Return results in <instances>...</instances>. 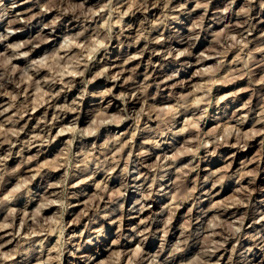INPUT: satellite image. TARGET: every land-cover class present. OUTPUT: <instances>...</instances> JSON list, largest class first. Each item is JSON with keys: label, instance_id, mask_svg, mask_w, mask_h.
<instances>
[{"label": "rangeland", "instance_id": "rangeland-1", "mask_svg": "<svg viewBox=\"0 0 264 264\" xmlns=\"http://www.w3.org/2000/svg\"><path fill=\"white\" fill-rule=\"evenodd\" d=\"M0 2V264H264V0Z\"/></svg>", "mask_w": 264, "mask_h": 264}, {"label": "bare ground", "instance_id": "bare-ground-1", "mask_svg": "<svg viewBox=\"0 0 264 264\" xmlns=\"http://www.w3.org/2000/svg\"><path fill=\"white\" fill-rule=\"evenodd\" d=\"M1 3V2H0ZM36 3V2H35ZM7 8L6 6H5V3H3L2 5H0V13H2V11H4L2 14H0V22L3 20V18H4V16H10V15H12L14 12H7V9H5V8ZM10 7V6H9ZM12 9H13V7H11ZM11 9V10H12ZM10 10V9H9ZM70 13V12H69ZM71 14V13H70ZM127 15V14H126ZM96 16V15H95ZM86 17V16H85ZM93 17V19H94V16H92ZM120 19V18H119ZM10 20V19H9ZM59 20V19H58ZM121 20V19H120ZM19 21V20H18ZM18 21H9L8 22V25H9V27H14V26H17L20 22H21V20H20V22H18ZM32 21V20H31ZM108 21V20H107ZM6 22V21H5ZM120 22H122V21H120ZM22 23V22H21ZM110 23V22H109ZM109 23H107V24H109ZM115 23V22H114ZM116 24V23H115ZM246 24V23H245ZM106 26V25H105ZM21 29V28H20ZM104 29V28H103ZM105 29H106V27H105ZM190 30V29H189ZM18 30H16L15 32H17ZM100 31V30H99ZM19 32V31H18ZM106 32V31H105ZM18 34V33H17ZM38 35H42V33H40V34H38ZM38 35L37 36H34L35 37V41H36V38H38ZM99 35V34H98ZM27 37L29 36V38H31L32 37V35H30V32L26 35ZM21 37H23V35L21 36ZM41 38V36H39V39ZM15 39V35L14 36H12L11 34H9L8 35V33H7V35L5 36V38H4V40H5V42H9L10 43V41L12 42L13 40ZM82 39V38H81ZM32 40H34V38L32 39ZM2 41V40H1ZM34 42V41H33ZM41 42H42V38H41ZM96 42V41H95ZM30 41H25V43H23V44H21L20 42L19 43H14L13 44V47H10V48H12L11 50H13V49H16V51L17 50H23V49H25V48H27V47H29L30 46ZM40 43V42H39ZM98 43V42H97ZM101 44H102V41L100 42ZM1 44V43H0ZM74 44V43H73ZM3 45V44H2ZM96 45V44H95ZM8 46V45H7ZM99 46V45H98ZM97 46V47H98ZM102 46V45H101ZM104 46V45H103ZM66 47H67V44H66ZM9 48V47H8ZM32 48V47H31ZM77 48V47H76ZM66 49V48H65ZM66 51V50H65ZM67 52V51H66ZM4 53H7V52H4ZM0 55H2L3 56V54H1L0 53ZM88 56H90V55H88ZM58 57V56H57ZM245 58V57H244ZM1 59V58H0ZM77 59H79V57L77 58ZM4 61V60H3ZM8 62H9V59H8ZM78 62V61H77ZM81 63V62H80ZM4 64H7L6 63V61H4ZM79 64V63H78ZM244 64V63H243ZM246 64V63H245ZM81 65V64H80ZM46 69V68H45ZM75 69V68H74ZM50 71V70H49ZM73 71V70H72ZM80 71V70H79ZM78 71V72H79ZM87 71V70H86ZM66 73V72H65ZM75 73V72H74ZM74 73H72V75L74 74ZM86 73V72H85ZM69 74V73H68ZM78 74V73H77ZM80 74V73H79ZM12 75V74H11ZM13 75H14V73H13ZM71 75V74H70ZM71 75V76H72ZM2 76H3V74H2ZM9 76V75H8ZM15 76V75H14ZM14 76H9V78L10 79H14ZM62 76V75H61ZM31 79V78H30ZM14 80H16V79H14ZM13 80V81H14ZM61 80H63V79H61ZM66 80V79H65ZM23 81V80H22ZM55 81V80H54ZM18 82V81H17ZM73 82V81H72ZM74 82H76V81H74ZM11 83V82H10ZM62 83V82H61ZM65 83V82H64ZM68 83V82H67ZM8 84H9V81H2V80H0V91L1 90H3L4 91V89H6L5 87H7L8 86ZM27 84V83H26ZM63 84V83H62ZM66 84V83H65ZM23 85V84H22ZM69 85V84H68ZM21 86V85H20ZM19 86V87H20ZM64 86H66V85H64ZM18 87V89H19V91H20V88ZM42 87V86H41ZM27 88H29V87H27ZM27 90V89H26ZM7 91V90H6ZM26 93L27 92H29V89L27 90V91H25ZM8 93V92H7ZM6 93V94H7ZM21 93H22V91H21ZM24 93V92H23ZM43 94V93H42ZM3 95V94H2ZM29 95V94H28ZM28 95L26 94V96L28 97ZM39 95V94H38ZM51 95V94H50ZM26 96H24V100H25V97ZM30 96V95H29ZM47 96H49V94L48 95H46V96H44V97H47ZM122 96V95H121ZM43 97V96H42ZM56 97V96H55ZM103 97V96H102ZM38 98V97H37ZM36 98V99H37ZM51 98V97H50ZM35 99V100H36ZM39 100V99H38ZM42 100V102L44 101V98L43 99H41ZM49 100H51V99H49ZM40 101V100H39ZM46 101V100H45ZM48 101V100H47ZM55 101V100H54ZM26 103L28 102V100L27 101H25ZM41 102V101H40ZM39 102V103H40ZM41 102V103H42ZM196 105V104H195ZM23 108H25L24 106H23ZM28 108V107H27ZM26 108V109H27ZM57 108V107H56ZM25 109V110H26ZM35 109H37V108H35ZM34 108H33V111L35 110ZM9 110H10V108H9ZM56 110V109H55ZM59 110V109H58ZM74 110V109H73ZM23 111H24V109H23ZM175 111V110H174ZM27 112V111H26ZM23 113H25V112H23ZM26 114V113H25ZM24 116V115H23ZM21 119V118H20ZM11 120V119H10ZM9 121V120H8ZM121 123V122H120ZM14 124H16V122L14 123ZM13 126V125H12ZM74 130V129H73ZM14 135V134H13ZM175 135V134H174ZM176 136V135H175ZM14 137V136H13ZM16 142V141H15ZM208 142V141H207ZM206 143V142H205ZM205 147V146H204ZM203 147V148H204ZM11 148V147H10ZM172 150V149H171ZM129 160V159H128ZM125 171H126V169H125ZM208 181V180H207ZM154 182V181H153ZM124 186V185H123ZM169 186V185H168ZM98 187V186H97ZM127 187V186H126ZM162 189V188H161ZM80 197H82V195H79ZM145 198V197H144ZM150 198V197H149ZM45 199V198H44ZM47 199V198H46ZM146 199V198H145ZM172 199V198H171ZM49 201V200H48ZM174 202V201H173ZM241 205V204H240ZM239 206V205H238ZM88 206H86V208H87ZM116 208V207H115ZM88 209H89V207H88ZM10 210H11V208H10ZM90 210V209H89ZM12 211V210H11ZM10 215V214H9ZM202 216V210L200 211V212H198V219L200 218ZM263 218H264V216H263ZM261 219V218H260ZM24 223H25V221H24ZM7 226L9 227V225L7 224ZM7 226H4V227H7ZM211 227H213V226H211ZM12 230V229H11ZM101 232V231H100ZM239 234V233H238ZM217 235V234H216ZM194 236V235H193ZM225 237V236H224ZM235 238V237H234ZM256 240V239H255ZM217 242V241H216ZM264 242V241H263ZM89 243V242H88ZM87 243V244H88ZM203 243V242H202ZM214 243V242H213ZM257 243V242H256ZM206 245V244H205ZM212 245V244H211ZM222 245V244H221ZM225 245V244H224ZM223 245V246H224ZM80 246V245H79ZM202 246V245H201ZM216 246V245H215ZM206 248V247H205ZM214 248V247H213ZM79 249H80V247H79ZM204 249V248H203ZM205 250V249H204ZM208 250V249H207ZM206 251V250H205ZM214 252V251H213ZM217 252V251H216ZM203 254V253H202ZM27 255V254H26ZM29 255V254H28ZM175 257V256H174ZM30 259V258H29ZM89 259H91V256H88V258H87V260H89ZM201 259V258H200ZM141 261V260H140ZM199 261V260H198ZM246 262H248L247 261V259L246 260H244V261H242V263L241 264H245ZM197 263H199V262H197ZM21 264V263H20ZM130 264V263H129ZM153 264V263H152Z\"/></svg>", "mask_w": 264, "mask_h": 264}]
</instances>
